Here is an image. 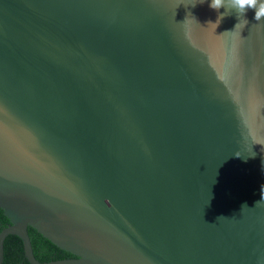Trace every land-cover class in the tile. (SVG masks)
<instances>
[{"label": "water", "instance_id": "water-1", "mask_svg": "<svg viewBox=\"0 0 264 264\" xmlns=\"http://www.w3.org/2000/svg\"><path fill=\"white\" fill-rule=\"evenodd\" d=\"M217 15L0 0V264H264V21Z\"/></svg>", "mask_w": 264, "mask_h": 264}, {"label": "trees", "instance_id": "trees-1", "mask_svg": "<svg viewBox=\"0 0 264 264\" xmlns=\"http://www.w3.org/2000/svg\"><path fill=\"white\" fill-rule=\"evenodd\" d=\"M9 224L8 218L0 210V232ZM33 253L41 262L73 258L74 256L59 249L48 239L44 238L32 227L28 228ZM3 264H30L25 258L23 242L15 235H9L4 242Z\"/></svg>", "mask_w": 264, "mask_h": 264}, {"label": "clouds", "instance_id": "clouds-1", "mask_svg": "<svg viewBox=\"0 0 264 264\" xmlns=\"http://www.w3.org/2000/svg\"><path fill=\"white\" fill-rule=\"evenodd\" d=\"M207 2L208 6L214 10H217L218 15L214 21L209 20L207 24L214 25L217 28L225 15L230 14V10H235L237 23L233 29L226 32H236L239 30L241 38V32L249 21L246 18L248 10H254V19L257 22L264 21V0H203V3ZM224 8V12H219V9ZM264 146V145H262ZM245 206V205H244ZM243 207V206H242ZM219 218V217H218Z\"/></svg>", "mask_w": 264, "mask_h": 264}]
</instances>
